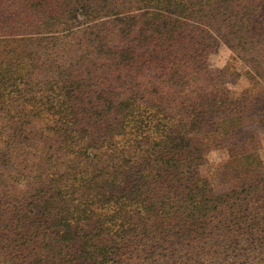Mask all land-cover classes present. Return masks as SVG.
Instances as JSON below:
<instances>
[{
  "label": "trees",
  "instance_id": "16d2710c",
  "mask_svg": "<svg viewBox=\"0 0 264 264\" xmlns=\"http://www.w3.org/2000/svg\"><path fill=\"white\" fill-rule=\"evenodd\" d=\"M257 124L264 0H0V264H218L251 247Z\"/></svg>",
  "mask_w": 264,
  "mask_h": 264
},
{
  "label": "rangeland",
  "instance_id": "374dc122",
  "mask_svg": "<svg viewBox=\"0 0 264 264\" xmlns=\"http://www.w3.org/2000/svg\"><path fill=\"white\" fill-rule=\"evenodd\" d=\"M228 55V50L226 47L222 46L218 50V52L211 57L210 63L215 66H222L225 62V59ZM246 79H240L235 85L236 89H240L243 85H245ZM258 134V138L252 141H261V157L264 160V126L257 124L253 126ZM247 146V150L256 147L257 143L252 142L251 144H244ZM246 148H244L245 150ZM239 150L243 151V148L240 147ZM257 242H254L251 247L246 248L247 246L245 243L236 250V251H225L223 257L220 259L218 257L217 261L219 260L218 264H264V236L257 237ZM245 242V240H244ZM256 247V248H255ZM215 260L207 261V264H217Z\"/></svg>",
  "mask_w": 264,
  "mask_h": 264
}]
</instances>
